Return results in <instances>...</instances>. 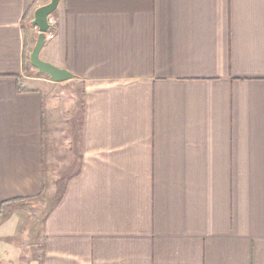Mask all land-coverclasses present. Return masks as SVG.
I'll return each mask as SVG.
<instances>
[{
  "label": "crops",
  "instance_id": "obj_1",
  "mask_svg": "<svg viewBox=\"0 0 264 264\" xmlns=\"http://www.w3.org/2000/svg\"><path fill=\"white\" fill-rule=\"evenodd\" d=\"M47 2L0 0V264H264V0H60L62 82Z\"/></svg>",
  "mask_w": 264,
  "mask_h": 264
},
{
  "label": "rangeland",
  "instance_id": "obj_2",
  "mask_svg": "<svg viewBox=\"0 0 264 264\" xmlns=\"http://www.w3.org/2000/svg\"><path fill=\"white\" fill-rule=\"evenodd\" d=\"M29 64V63H28ZM26 75L33 77H45V75L37 73L35 68H28ZM57 188L53 191V197L42 196L38 201H27L22 203L19 210V228L15 235L10 239H6L7 242L11 243V246L18 251L21 262L26 263L30 260L37 259L40 262L41 256V242L39 241V230L41 227V221L44 216L46 203L51 199L55 201L61 192L62 183L56 185ZM51 194V193H50ZM50 199V200H49ZM48 200V201H47ZM14 211L9 212L8 215L14 216ZM22 216V217H20Z\"/></svg>",
  "mask_w": 264,
  "mask_h": 264
},
{
  "label": "water",
  "instance_id": "obj_3",
  "mask_svg": "<svg viewBox=\"0 0 264 264\" xmlns=\"http://www.w3.org/2000/svg\"><path fill=\"white\" fill-rule=\"evenodd\" d=\"M59 2L60 0H49V2L38 6L34 10L31 24L37 28L38 34L29 54V63L36 69L37 73L45 74L55 82L66 81L74 77L69 70L45 62L39 56L45 43V35L51 28L48 19L57 9Z\"/></svg>",
  "mask_w": 264,
  "mask_h": 264
},
{
  "label": "built area",
  "instance_id": "obj_4",
  "mask_svg": "<svg viewBox=\"0 0 264 264\" xmlns=\"http://www.w3.org/2000/svg\"><path fill=\"white\" fill-rule=\"evenodd\" d=\"M48 22L51 26L50 30L46 33L45 37H52L53 36V29H54V26H55V21L54 19L50 18L48 19Z\"/></svg>",
  "mask_w": 264,
  "mask_h": 264
},
{
  "label": "trees",
  "instance_id": "obj_5",
  "mask_svg": "<svg viewBox=\"0 0 264 264\" xmlns=\"http://www.w3.org/2000/svg\"><path fill=\"white\" fill-rule=\"evenodd\" d=\"M42 75H45V74H42Z\"/></svg>",
  "mask_w": 264,
  "mask_h": 264
}]
</instances>
